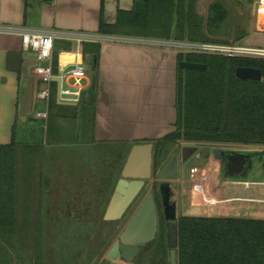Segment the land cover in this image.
<instances>
[{"label":"trees","instance_id":"obj_1","mask_svg":"<svg viewBox=\"0 0 264 264\" xmlns=\"http://www.w3.org/2000/svg\"><path fill=\"white\" fill-rule=\"evenodd\" d=\"M226 20L227 12L218 1L133 0L130 11L116 13L113 25L104 22L101 11L97 34L104 37L237 44L240 38L229 40L221 35ZM88 47L96 57L98 45L95 44H81V53L86 54ZM70 49L68 42L55 41L52 56L55 59L58 51ZM54 59L52 64L55 63ZM176 61L175 121L172 131L161 139L139 143L153 145L157 169L173 148L183 144L264 146V59L176 55ZM182 62L203 65L206 69L182 70L178 67ZM239 68L258 70L260 81H239L235 77V71ZM96 77L95 72L94 82ZM51 87L54 90V83H51ZM14 137L15 125L11 129L10 143L0 146V240L7 243L15 238L18 241L25 234L23 231L33 230L35 247L32 264H42V230L53 234L48 247L50 263L53 246L58 241L61 264H76V253L82 250L87 241L96 242L101 249L121 220L104 222L102 211L96 233L92 232L93 222L85 220L93 219L88 215L78 217L67 214L61 216L69 220L65 226L60 222L45 225V219L57 216L56 211H50L47 218L42 210L45 190L42 191L40 176L37 179L33 177V171L24 169L18 172L19 166L29 164L30 169L31 165L41 163L43 154L39 150L34 152L33 148L26 150L25 146H18ZM111 176L107 173L99 180V197L111 185L108 180ZM54 187H50V196L54 195ZM55 207L58 205L55 204ZM175 234L176 264H264V221L180 217L175 221ZM168 251L165 228L160 225L155 239L140 249L133 262L169 264Z\"/></svg>","mask_w":264,"mask_h":264},{"label":"crops","instance_id":"obj_2","mask_svg":"<svg viewBox=\"0 0 264 264\" xmlns=\"http://www.w3.org/2000/svg\"><path fill=\"white\" fill-rule=\"evenodd\" d=\"M132 4L133 0H0V28L9 29L0 33V146L10 143L15 125L14 139L18 146L43 154L41 163L31 165L30 169L29 164L19 166L18 172L24 169L33 171L37 179L40 176L42 191L45 190L42 210L47 218L50 211H61V195L51 198L49 192L51 186L61 188V183L54 185L53 182L61 179L64 150L70 146L72 151L114 146L120 149L119 158L123 159L121 172L133 146L161 139L172 131L177 61L172 51L150 44L86 43L98 45L95 57L89 52L91 47L82 54L80 48L68 42L69 51H58L55 59L52 56L55 75L60 77L75 63H81L86 75L82 82L84 89L77 99L67 98L76 102H63L59 98L58 80L53 82L54 90L50 86V98L44 102L37 98L40 85L32 71L34 57L22 52L19 34L22 31L80 33L114 38L97 34L100 12L104 22L113 25L116 13L130 11ZM10 53L21 55L17 72L6 69ZM68 85L70 82L62 87ZM43 115L45 119L38 117ZM215 196L221 207L243 201L222 197L219 188Z\"/></svg>","mask_w":264,"mask_h":264},{"label":"rangeland","instance_id":"obj_3","mask_svg":"<svg viewBox=\"0 0 264 264\" xmlns=\"http://www.w3.org/2000/svg\"><path fill=\"white\" fill-rule=\"evenodd\" d=\"M207 1L208 3L220 2L227 12L226 26L224 31L221 32L223 37L229 40L240 38L237 44L264 49V36L254 34V8L258 0ZM184 147L191 146L179 145L173 148L165 159L166 163L172 156L177 158V180L171 188L177 197L175 198V221L180 217H214L264 221V146H213L220 148L224 159L234 154H240L247 158V163L242 172L233 177H228L227 171L220 173L213 160H206L196 154L182 162L181 149ZM209 148L210 156H212L211 146ZM69 149L62 152L61 179H56L53 182L54 185L61 183L62 187L60 190L57 186L54 187V196H51V198L57 199V196L61 195V206L63 208L62 211L56 213V216L60 217L67 214L78 217L81 215L91 216L93 219L85 220L93 222L94 229L92 232L96 233L101 212H104L113 186L116 180L120 178V168L123 161L122 158H119L118 152H120V149L114 146H94L91 149L89 148L90 151H87L88 148L76 149V151ZM54 172L58 176L57 170H54ZM107 173L112 175L108 178L111 185L104 195L99 197V178L101 181V177ZM209 182L214 185L211 186L210 184L208 186ZM222 182H225V184L223 185ZM245 183H249V185L246 186ZM218 188L222 193V197L240 198L243 201L229 203L221 207L215 196ZM207 191L210 193L209 195ZM148 193H150L149 188L145 186L121 219L119 226L111 233L110 239L101 245V249H99L96 242L87 241L82 250L76 253V264H106V254L114 247L121 228ZM151 194L153 193L151 192ZM93 205H95V208ZM223 208L226 210H220ZM60 218L45 219L44 224L48 226L60 222L61 225L64 224L65 226L69 222L68 219ZM77 221H82V219H77ZM23 232L25 234L21 235V240L16 241L14 238L7 243L0 240V264H32L35 234H33V230ZM41 233L42 264H61L60 251L58 250L60 242H56L53 246L52 263H50L48 247L53 234L47 233L46 230H42ZM111 262L123 264L117 260Z\"/></svg>","mask_w":264,"mask_h":264},{"label":"water","instance_id":"obj_4","mask_svg":"<svg viewBox=\"0 0 264 264\" xmlns=\"http://www.w3.org/2000/svg\"><path fill=\"white\" fill-rule=\"evenodd\" d=\"M21 55L10 53L7 56V71L17 72L19 70ZM178 67L182 70L203 71L205 66L191 63H179ZM235 77L239 81L259 82L260 72L254 69L239 68L235 71ZM58 82V79H54ZM58 96V95H57ZM58 100V97H57ZM153 145L142 144L133 146L130 149L125 164L121 170L120 178L116 181L113 192L106 205L102 220L104 222H118L131 207L145 186V182L151 178V156ZM196 152L195 147H184L181 149L182 162H185ZM206 149H202L200 155L206 157ZM221 150L213 152V163L221 165L222 173L227 171L228 177L239 175L247 163V158L240 154L228 156L226 161L221 164L218 161V154ZM158 180L164 183H172L177 180V158L172 157L165 167L158 174ZM175 215L169 219L175 220ZM157 233L156 212L153 196L148 193L138 205L133 215L129 218L122 231L117 237L114 247L107 253L106 264H115L111 261L117 259L125 264H131L138 255L140 249L151 243ZM168 242V263L176 264V234L175 222H171L167 230Z\"/></svg>","mask_w":264,"mask_h":264},{"label":"built area","instance_id":"obj_5","mask_svg":"<svg viewBox=\"0 0 264 264\" xmlns=\"http://www.w3.org/2000/svg\"><path fill=\"white\" fill-rule=\"evenodd\" d=\"M264 9V0H258L254 8V34L264 36V15L260 17L261 10ZM8 28H0V33L8 32ZM21 50L24 53H31L35 60L33 74L36 77L40 89L37 98L48 102L50 98V86L54 79L60 81L59 98L63 102H76V100H67V98L77 99L84 89L82 82L86 75L81 63H75L74 66L63 72L60 77L53 73L52 51L55 41L73 42L77 49L84 43H115V44H136V45H154L159 48L172 51L175 55H202L222 58H245V59H264V49L246 47L240 44L227 42L225 44L211 43H193L187 41H161L143 42L126 38H100L80 33H46L40 34L30 31H22L19 34ZM70 82L68 87L63 88L62 84ZM45 119L46 116H38Z\"/></svg>","mask_w":264,"mask_h":264},{"label":"flooded vegetation","instance_id":"obj_6","mask_svg":"<svg viewBox=\"0 0 264 264\" xmlns=\"http://www.w3.org/2000/svg\"><path fill=\"white\" fill-rule=\"evenodd\" d=\"M191 147H195L196 148V152L193 155L196 154L198 157H201V155H200L201 150L202 149H206V153H205L206 157L204 158L206 160H213V152L215 150H220V148H216V147L211 146L213 152H212V156H210V152H209L210 148H209V146H191ZM192 156H190V157H192ZM218 157H219L218 161H219L220 164L223 161H226V159L223 158V154L222 153H219ZM169 160H167L166 163L164 161L163 164L157 169L156 168V160L154 159V153H153V150H152V156H151V178H150L149 181L145 182V186H148L149 192L150 193L152 192L153 195H154L153 202H154L155 212H156L157 231H158L159 226L163 225L164 228H165L166 236H167V230H168L169 225L171 224V222H175V220L174 221H170L169 219H166V218H170V217H173L175 215V208H176V206H175V198H177V197H176L175 193H173L172 190H171V188L174 186L175 182L164 183L162 181H159L158 180V174L165 167V165L169 162ZM217 167L219 169V172L221 173L222 172L220 170L221 165H218ZM115 184H116V182H115ZM115 184H114V186H115ZM114 186H113V188H114ZM112 192H113V189H112ZM156 193H157V195H156ZM127 221L125 222V224L127 223ZM125 224L123 225V227L125 226ZM123 227L121 228V231H122ZM106 261H108V260L106 259ZM117 261L125 264L123 261H121L119 259H117Z\"/></svg>","mask_w":264,"mask_h":264},{"label":"bare ground","instance_id":"obj_7","mask_svg":"<svg viewBox=\"0 0 264 264\" xmlns=\"http://www.w3.org/2000/svg\"><path fill=\"white\" fill-rule=\"evenodd\" d=\"M263 15H264V9L261 10L260 17H262Z\"/></svg>","mask_w":264,"mask_h":264}]
</instances>
